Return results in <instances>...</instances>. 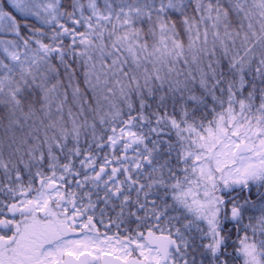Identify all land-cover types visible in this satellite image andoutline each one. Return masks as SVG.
Masks as SVG:
<instances>
[{
	"label": "snow or ice",
	"instance_id": "obj_1",
	"mask_svg": "<svg viewBox=\"0 0 264 264\" xmlns=\"http://www.w3.org/2000/svg\"><path fill=\"white\" fill-rule=\"evenodd\" d=\"M0 264H264V0H0Z\"/></svg>",
	"mask_w": 264,
	"mask_h": 264
}]
</instances>
